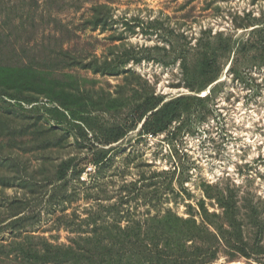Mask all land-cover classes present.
<instances>
[{
  "label": "rangeland",
  "instance_id": "rangeland-1",
  "mask_svg": "<svg viewBox=\"0 0 264 264\" xmlns=\"http://www.w3.org/2000/svg\"><path fill=\"white\" fill-rule=\"evenodd\" d=\"M263 13L0 0V264H264V63L232 50L214 81L196 70L203 32L238 41ZM178 96L163 131L132 122Z\"/></svg>",
  "mask_w": 264,
  "mask_h": 264
},
{
  "label": "trees",
  "instance_id": "trees-1",
  "mask_svg": "<svg viewBox=\"0 0 264 264\" xmlns=\"http://www.w3.org/2000/svg\"><path fill=\"white\" fill-rule=\"evenodd\" d=\"M95 10H98V8H95ZM243 19L240 21L239 27L248 28L253 26V28L249 30L243 39L238 41L234 40L233 37H222L221 34H217L214 37L210 36L211 39L204 42L206 39L203 32V38H200V47L205 44L204 47H207L209 51L204 52L197 61L196 70L199 69V76L203 74L208 77V81H214L215 77L211 74L213 67L217 64L218 55L229 53L232 50H234V55L231 65L237 64L244 56L247 58L255 57L258 61L264 63V13L257 18L247 14ZM186 100L187 98L183 96L172 98L166 102L161 99H146L132 110V122L141 124V131L145 134L159 133L168 126L174 114L180 111ZM103 160V155L96 154L92 159V163L99 165ZM67 168L68 165H63L61 167L62 172Z\"/></svg>",
  "mask_w": 264,
  "mask_h": 264
},
{
  "label": "built area",
  "instance_id": "built-area-1",
  "mask_svg": "<svg viewBox=\"0 0 264 264\" xmlns=\"http://www.w3.org/2000/svg\"><path fill=\"white\" fill-rule=\"evenodd\" d=\"M93 170V166H89V167H87L86 168V170L84 171V173L83 174H90V172ZM89 172V173H88ZM82 179H84V178H82Z\"/></svg>",
  "mask_w": 264,
  "mask_h": 264
}]
</instances>
